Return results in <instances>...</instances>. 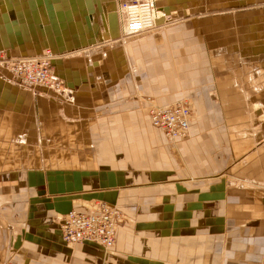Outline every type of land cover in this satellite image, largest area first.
I'll list each match as a JSON object with an SVG mask.
<instances>
[{"label": "crops", "instance_id": "0c3cea01", "mask_svg": "<svg viewBox=\"0 0 264 264\" xmlns=\"http://www.w3.org/2000/svg\"><path fill=\"white\" fill-rule=\"evenodd\" d=\"M149 2L154 32L130 40L118 0H0V50L52 48L65 87L0 65V264H264V0ZM164 6L190 15L159 31ZM146 97L186 98L187 138L152 126ZM98 201L122 215L111 249L66 246L61 217Z\"/></svg>", "mask_w": 264, "mask_h": 264}, {"label": "built area", "instance_id": "2783aa9c", "mask_svg": "<svg viewBox=\"0 0 264 264\" xmlns=\"http://www.w3.org/2000/svg\"><path fill=\"white\" fill-rule=\"evenodd\" d=\"M148 3L150 2L146 0H121L120 15L125 36L141 34L152 28L147 16ZM50 55L7 61L15 72L18 83L25 88L36 86L60 90L65 87L61 78L52 70L53 59ZM145 100L148 103L146 113L150 124L158 128L167 140L187 138L191 108L186 98L161 106L155 105L148 97ZM121 219L122 215L114 205L102 201L93 203L86 211L70 209L60 219L61 239L67 246L84 241L92 242L106 252L114 244L115 231Z\"/></svg>", "mask_w": 264, "mask_h": 264}, {"label": "rangeland", "instance_id": "374dc122", "mask_svg": "<svg viewBox=\"0 0 264 264\" xmlns=\"http://www.w3.org/2000/svg\"><path fill=\"white\" fill-rule=\"evenodd\" d=\"M119 2H121V0H118ZM106 5V4H105ZM2 6V7H1ZM1 8L0 9H3V10H5L4 9V4H1ZM112 6V5H111ZM167 8V9H166ZM106 11H107V16L108 17H111V18H109V20L111 19H114V21H115V24L113 23V21H111L110 20V22H109V24H108V26H109V29H110V31L112 32L111 34V36L112 37H115L116 39H118L119 41L121 40V38L120 37H117V36H119V32L120 31H118L117 30V23H116V21H117V19H119L120 18V14L118 13L119 11H117L116 9H115V14L117 15V19H116V15H114L113 14V10L114 9H112L111 7L109 8V6L108 5H106ZM165 9L167 10L166 12L167 13H169V18H170V20L171 21H169V22H167L166 24H164V25H162V26H160L159 27V31H163V32H168L169 31V28L171 27V26H173V25H176L177 26V23H176V21H173V20H175L177 17L178 18H180V17H182V18H184L186 15H190V14H188V11L186 10V9H176V8H173V7H167V6H164V11H165ZM38 11H39V14H40V18H41V21L42 22H46L47 21V17H46V11H45V9H44V6L41 4V5H39L38 6ZM101 17V16H100ZM99 17V19H98V23H99V28H100V31H102L101 30V28H102V26L100 25L101 24V18ZM158 17V16H157ZM45 18V19H44ZM105 18H106V16H105ZM157 19V18H156ZM89 20L91 21V18H89ZM119 21H120V19H119ZM174 23H176V24H174ZM115 29H116V33H115ZM177 29V28H176ZM100 31H99V33H98V37H99V34H100ZM154 32V29L153 30H148V31H146V33L147 32ZM176 31V30H175ZM135 36H128L127 37V39L129 38L130 40H133V38H134ZM112 39V38H111ZM41 52L43 53V52H50V53H52L54 56H58V54L59 53H55L54 51H51L50 50V48L49 47H45V48H43L42 50H41ZM41 52H39V53H34V54H28V55H17V56H8V55H6V52H5V50H0V65H2V64H4V65H6V61L7 60H9V61H12V62H14L15 60H17V59H19V58H27V57H40L39 55L41 54ZM60 55V54H59ZM114 55H115V58H117V60H116V62H115V66H116V72H115V76L116 77H120V75H121V73H122V71L125 69V68H123V66H122V64H121V62H119V56H121V50H114ZM5 56V57H4ZM2 58H4V59H2ZM2 63V64H1ZM53 65H54V62H53ZM5 68V67H4ZM6 69V68H5ZM130 80L132 81V78L130 77ZM67 246V245H66ZM72 246V245H71ZM71 246H68V247H71ZM99 255V260H100V254H98ZM7 261V260H6ZM4 262L3 264H11L9 261L8 262Z\"/></svg>", "mask_w": 264, "mask_h": 264}, {"label": "bare ground", "instance_id": "6f19581e", "mask_svg": "<svg viewBox=\"0 0 264 264\" xmlns=\"http://www.w3.org/2000/svg\"><path fill=\"white\" fill-rule=\"evenodd\" d=\"M146 1H149V0H146ZM120 3V2H119ZM152 3V2H151ZM149 4V6H150V3H148ZM148 11H147V16H148V19H149V22H151L152 23V28L150 29V30H152L155 26H154V24H156V18H157V16H159V15H153L152 16V9H151V7H150V9L148 8L147 9ZM120 14H121V7H120ZM121 17V21H122V16H120ZM166 16H163V18H165ZM123 23V22H122ZM110 32V31H109ZM48 54H51L50 55V58H52L53 59V61H55L56 59H55V57L56 56H54L52 53H50V52H43L41 55H39L40 57H27V58H44V57H46ZM5 57V56H4ZM2 59H4V58H2ZM21 59H24V58H19V59H17V60H15V61H18V60H21ZM14 61V62H15ZM2 64V63H1ZM2 66H4L10 73H11V80H12V82H14V83H17V84H19V85H21L20 83H18V81H17V76H16V74H15V72L8 66V61H6V65H4V64H2ZM52 67H53V63H52ZM53 70V69H52ZM21 86H23V85H21ZM23 88H25V86H23ZM34 88H40V87H34ZM26 89H28V88H26ZM30 89H33V88H30ZM52 90H55V89H52ZM59 90V89H58ZM61 90V89H60ZM55 91H57V90H55ZM111 249V248H110Z\"/></svg>", "mask_w": 264, "mask_h": 264}, {"label": "water", "instance_id": "95a60500", "mask_svg": "<svg viewBox=\"0 0 264 264\" xmlns=\"http://www.w3.org/2000/svg\"><path fill=\"white\" fill-rule=\"evenodd\" d=\"M166 9H167V8H166ZM166 9H165V11H167ZM107 37H108L107 32H105V33L102 34V38H107ZM50 49H51L52 51H54L52 48H50ZM54 52H55V51H54ZM53 62H55V61H53Z\"/></svg>", "mask_w": 264, "mask_h": 264}]
</instances>
